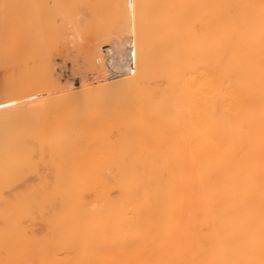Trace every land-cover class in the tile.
Returning a JSON list of instances; mask_svg holds the SVG:
<instances>
[{
	"label": "bare ground",
	"instance_id": "obj_1",
	"mask_svg": "<svg viewBox=\"0 0 264 264\" xmlns=\"http://www.w3.org/2000/svg\"><path fill=\"white\" fill-rule=\"evenodd\" d=\"M107 6L134 74L0 103V264H264V0Z\"/></svg>",
	"mask_w": 264,
	"mask_h": 264
},
{
	"label": "rangeland",
	"instance_id": "obj_2",
	"mask_svg": "<svg viewBox=\"0 0 264 264\" xmlns=\"http://www.w3.org/2000/svg\"><path fill=\"white\" fill-rule=\"evenodd\" d=\"M108 2L109 0H0V103L25 95L30 83L34 88L43 85V62L53 64L57 76L62 77L61 81L65 79L62 81L65 84L96 79V70L106 69L107 56L108 61H113V64L118 61L124 66L129 58L127 46L131 42L127 43L125 38L132 32L122 26L123 23L120 24L122 27L118 22L110 24V17L113 20V15L111 9H108ZM101 8L106 10L102 11ZM101 35L107 39L106 42ZM98 36L101 39L96 38ZM93 39L97 40L96 44ZM92 42L95 45L101 42L106 45L103 48H108L107 53L102 52L99 64L89 65L91 50L96 49L91 48L94 45ZM118 53L125 61L120 60ZM15 88L17 89L13 91ZM44 89L40 93L45 98L65 91L56 93L53 88Z\"/></svg>",
	"mask_w": 264,
	"mask_h": 264
},
{
	"label": "built area",
	"instance_id": "obj_3",
	"mask_svg": "<svg viewBox=\"0 0 264 264\" xmlns=\"http://www.w3.org/2000/svg\"><path fill=\"white\" fill-rule=\"evenodd\" d=\"M128 52H129V58H128V64L125 68H123L121 71L125 72L126 75H132L136 71V59H135V46H134V41L132 40L128 44ZM106 72L108 73L107 75H111L113 72L119 73L120 70L116 68L113 63L108 62L106 59Z\"/></svg>",
	"mask_w": 264,
	"mask_h": 264
}]
</instances>
